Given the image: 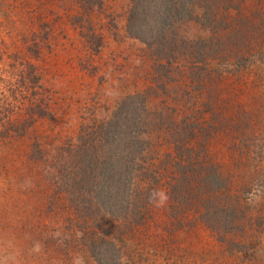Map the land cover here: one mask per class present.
<instances>
[{"label": "rangeland", "instance_id": "1", "mask_svg": "<svg viewBox=\"0 0 264 264\" xmlns=\"http://www.w3.org/2000/svg\"><path fill=\"white\" fill-rule=\"evenodd\" d=\"M231 1L214 25L224 39L202 21L180 25L184 39L216 40V61L191 83L196 67L178 58L166 64L127 35L131 0H0V124L21 120L29 105L51 116L23 136L0 138V264H98L90 244L99 235L114 243V264H264V0ZM29 66L36 86L21 78ZM143 94L147 146L132 186L139 218L108 221L101 232L70 204L83 197L61 178L67 151L123 99ZM158 116L162 136L172 122L191 124V166L219 177L217 197L237 211L232 230H209L194 208L169 198L176 176L163 162L173 149L159 143L158 127L149 130Z\"/></svg>", "mask_w": 264, "mask_h": 264}, {"label": "trees", "instance_id": "2", "mask_svg": "<svg viewBox=\"0 0 264 264\" xmlns=\"http://www.w3.org/2000/svg\"><path fill=\"white\" fill-rule=\"evenodd\" d=\"M229 2L232 1L131 0L126 33L130 38L146 44L157 58L166 64H172L178 58L183 65H189L187 70L195 71L196 67L195 74L189 75L190 82L194 83L195 80L201 79V69L205 72V67L216 61L210 56V53L216 54L213 53L216 40L213 36L193 39L194 41L184 39L179 33L180 25L187 21H202L209 26L206 28L207 31L212 33L217 30L214 29V25L225 18L220 16V12L228 14ZM194 12H198L197 15L194 16ZM245 31L248 30L243 29L244 36ZM216 33L218 40L226 37L222 29H218ZM28 69L29 72L22 73L21 78L25 80L26 77L29 84L36 86L40 80L35 76L31 66ZM161 89L164 90L163 87ZM146 101L147 94L127 96L119 103L113 116L97 124L90 138L83 137L81 132L76 147L67 151L68 154L71 153L69 169L67 176L64 178L61 175V178L63 181L66 177L71 180L68 188L71 189V194L83 197L80 202L76 203L74 200L70 204L75 210L85 214L84 224L89 220L95 221V226H98L101 232L109 231L105 230L108 221L117 223L139 218H137L139 210L133 213L136 205L132 200V186L137 173L136 168L139 166L137 160L143 158L147 146L141 137ZM4 111L7 116L9 109ZM38 118L51 116L41 105H29L24 110L21 120L7 119L0 124V138H5L9 134L23 136ZM156 118V123L149 122V130H153L151 127H158L159 143H166L173 149V155L167 154L163 162L164 166L168 164L170 168L168 171L164 167L167 170L165 173H174L176 176L171 177L174 179L169 185V198L181 205L187 203L189 208H194L197 218L209 230L218 234L232 230L237 211L229 198L221 200V197H217L223 189L219 177L212 170L199 171L191 166L192 156L187 149L189 141L194 138L191 124L180 128L177 123L172 122L169 133L162 136L161 116ZM165 137L168 139H164ZM156 174L154 171L149 176L158 181V178H154ZM99 236L102 237L99 243L96 238L90 244L93 256L98 264L104 262L114 264L112 257H109L111 252L116 251L114 243L104 236Z\"/></svg>", "mask_w": 264, "mask_h": 264}, {"label": "clouds", "instance_id": "3", "mask_svg": "<svg viewBox=\"0 0 264 264\" xmlns=\"http://www.w3.org/2000/svg\"><path fill=\"white\" fill-rule=\"evenodd\" d=\"M160 195V202H159V204L157 205V206H163V204L166 202V200H167V197H166V195H164L163 193H160L159 194Z\"/></svg>", "mask_w": 264, "mask_h": 264}]
</instances>
